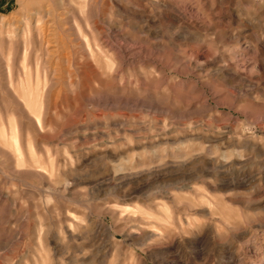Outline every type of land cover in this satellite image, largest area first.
I'll return each instance as SVG.
<instances>
[{
	"label": "rangeland",
	"instance_id": "1",
	"mask_svg": "<svg viewBox=\"0 0 264 264\" xmlns=\"http://www.w3.org/2000/svg\"><path fill=\"white\" fill-rule=\"evenodd\" d=\"M0 264H264V0H0Z\"/></svg>",
	"mask_w": 264,
	"mask_h": 264
}]
</instances>
